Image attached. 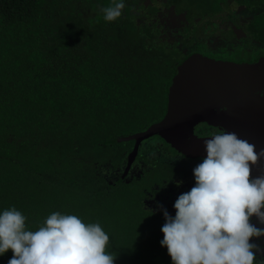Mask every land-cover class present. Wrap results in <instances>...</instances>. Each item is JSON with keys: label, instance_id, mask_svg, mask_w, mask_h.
I'll list each match as a JSON object with an SVG mask.
<instances>
[{"label": "trees", "instance_id": "trees-1", "mask_svg": "<svg viewBox=\"0 0 264 264\" xmlns=\"http://www.w3.org/2000/svg\"><path fill=\"white\" fill-rule=\"evenodd\" d=\"M212 1L186 0L182 10ZM110 3L0 0V213L15 207L29 230L53 212L75 214L102 225L115 264H172L160 244L165 219L142 205L170 173L142 150L137 160L153 165L144 177L107 175L131 154L133 141L118 140L165 116L167 87L186 56L156 43L155 25L122 15L105 22ZM256 20L264 41V17Z\"/></svg>", "mask_w": 264, "mask_h": 264}, {"label": "clouds", "instance_id": "clouds-1", "mask_svg": "<svg viewBox=\"0 0 264 264\" xmlns=\"http://www.w3.org/2000/svg\"><path fill=\"white\" fill-rule=\"evenodd\" d=\"M124 0L103 7V19H119ZM206 158L194 169L195 186L178 196L175 216L164 211L161 247L172 264H257L253 238L264 236L251 218L264 224V175L255 179L252 167L264 149L235 132L220 131L206 139ZM15 207L0 213V256L12 252L8 264H115L108 251L110 237L99 222L53 212L36 230ZM264 264V262H260Z\"/></svg>", "mask_w": 264, "mask_h": 264}, {"label": "flooded vegetation", "instance_id": "flooded-vegetation-1", "mask_svg": "<svg viewBox=\"0 0 264 264\" xmlns=\"http://www.w3.org/2000/svg\"><path fill=\"white\" fill-rule=\"evenodd\" d=\"M169 1H131L130 6L126 7L125 4L122 16L128 17L135 26L146 25L150 28L151 25H155L157 32L154 41L165 42L166 49L174 53V58L175 54H179L180 58L186 56L184 60L192 55H199L216 61L230 62L216 59L229 56L232 59L230 63L236 64H255L264 60V41L258 39L263 31L256 32L258 22L256 18L264 17V0H213L206 3L205 9L195 8L194 12L182 10L187 5L186 0H178V5L170 4ZM190 130L192 136L187 135L190 134ZM222 130L205 123L189 126L180 133L181 137L175 138L180 142L188 139L191 144L185 148L168 145L167 139L170 134L145 140L140 144L137 156L129 169L127 162L124 161L121 168L114 174L109 173L107 177H111V182L119 180L128 182L144 177L153 166L137 160L140 151L144 150L146 161L160 163L170 174L146 193L142 201L143 208L163 219L165 210L174 217L173 206L178 196L195 186L193 169L206 158L205 140ZM134 145L133 141L132 150ZM149 146L156 150L146 152ZM137 165L143 167V172L139 175L132 174ZM251 223L257 228L264 229V224L255 216L251 218ZM250 243L256 245L257 264L264 262V236L253 238Z\"/></svg>", "mask_w": 264, "mask_h": 264}, {"label": "water", "instance_id": "water-1", "mask_svg": "<svg viewBox=\"0 0 264 264\" xmlns=\"http://www.w3.org/2000/svg\"><path fill=\"white\" fill-rule=\"evenodd\" d=\"M167 91L163 119L142 133L118 140L135 142L127 169L143 141L170 134L168 145L185 148L191 142L175 138L198 123L235 132L253 143L257 152L264 149V60L236 64L192 55L176 69ZM187 135L192 136L191 130ZM261 175L264 158L251 171L253 179Z\"/></svg>", "mask_w": 264, "mask_h": 264}, {"label": "rangeland", "instance_id": "rangeland-1", "mask_svg": "<svg viewBox=\"0 0 264 264\" xmlns=\"http://www.w3.org/2000/svg\"><path fill=\"white\" fill-rule=\"evenodd\" d=\"M218 60H224V61H230L232 62V59L229 57V56H222L220 58H216ZM145 147V146H143ZM150 150H156V149H151V146L147 147V150L146 152H150ZM154 154V153H152ZM143 172V167L140 166V165H137L133 170H132V174H135V175H139L140 173ZM143 222L146 223V224H149V220L147 219H143Z\"/></svg>", "mask_w": 264, "mask_h": 264}]
</instances>
